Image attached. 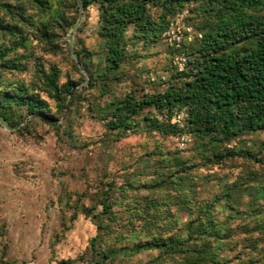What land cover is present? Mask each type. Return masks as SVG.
Listing matches in <instances>:
<instances>
[{
  "label": "rangeland",
  "instance_id": "374dc122",
  "mask_svg": "<svg viewBox=\"0 0 264 264\" xmlns=\"http://www.w3.org/2000/svg\"><path fill=\"white\" fill-rule=\"evenodd\" d=\"M65 13L68 24L54 30L58 34L55 51L45 42L30 37L28 47H19L10 53L22 58L28 55L23 61L28 63L26 69L2 74L6 82H32L37 57L36 61L45 69L51 65L58 67L60 83L72 79L79 84L64 113L58 112L56 102L43 94L51 110L60 116L58 128L27 116L15 106L12 119L0 118V264H62L69 260L73 264H97L99 257L92 256L89 244L96 235H104L112 245H120L119 238L125 244L143 239L145 236L137 229L121 224V216L126 218L129 213L123 208L125 204L122 209L115 206L119 211L128 212L117 216L119 226L99 217L96 223L102 228L97 230L91 215L101 211L99 199L108 183L114 182L118 187L126 180L151 179L159 168V161L166 165L167 157L162 153L180 155L195 165L182 181L185 187L192 188L190 194L180 192L189 194L188 199L199 201L202 197L214 198L227 188L234 190L224 200L229 198L236 210L226 205L216 209L224 234L219 243L213 242L222 264H264V200H253L251 192L246 193L244 182L253 177L258 184H263L264 164L236 156L203 166L199 143L192 136H186V146L180 148L174 136L163 137L148 129L110 131L105 126L107 115L103 106L114 96H123L135 86L141 95L139 85L162 91L176 78L171 45L162 36L154 42L131 38L126 48L128 58L119 70L109 74L111 79L102 87L104 62L100 57L99 11L91 5L79 14L73 8H65ZM152 13L156 16L159 8L153 7ZM190 22L194 30L200 27L197 20ZM85 66L94 71L93 85L88 83ZM234 146L264 156V131L244 134ZM153 152L157 154L143 163ZM175 189L171 186L153 194L142 191L137 197H131L135 198L134 202L147 197H155L161 203L171 200V204L157 207L158 219L150 232L185 236L183 225L195 212L175 203ZM165 207L170 209L164 211L168 216L163 214ZM101 242L100 238L96 240V249H101ZM156 253V250H147L121 254L117 261L118 264H146ZM181 259L182 256L176 255L159 264H176Z\"/></svg>",
  "mask_w": 264,
  "mask_h": 264
},
{
  "label": "trees",
  "instance_id": "16d2710c",
  "mask_svg": "<svg viewBox=\"0 0 264 264\" xmlns=\"http://www.w3.org/2000/svg\"><path fill=\"white\" fill-rule=\"evenodd\" d=\"M91 5L99 11L100 57L104 62L102 87L107 86V80L111 79L109 74L119 70L128 58L126 48L131 38L156 41L162 36L169 19L184 10H187L185 20L188 24L192 26L191 19L200 22L190 42L183 41L178 48L171 46L172 59L175 55L186 57L185 69L178 71L172 64L176 78L162 91H152L139 85L142 87L141 95L135 86L123 96H114L103 106L107 129L121 132L148 129L163 137L192 136L199 143L203 166L219 164L236 156L264 164V156L250 149H235L234 146L244 134L264 131V0H0V36H3L0 41L1 119H12L15 106L27 116L36 117L56 128L61 126L60 116L51 110L43 94L56 102L58 112L64 113L79 82L67 79L60 83L58 67L51 65L45 69L40 61H36L37 57L33 63L36 71L32 82H6L2 74L26 69L28 63L23 61L28 59V55L22 58L10 56V53L19 47H28L30 37L45 42L55 51L58 34L54 30L68 24L65 8H73L79 14ZM153 7L159 8L156 16L152 13ZM84 68L88 83L93 85L92 81H96L94 71L87 66ZM179 111L186 113L182 125L171 122L172 115ZM155 154L147 155L142 162ZM162 155L167 157L166 165L159 161V168L151 179L143 182L126 180L118 187L114 182L108 183L101 193L99 204L102 209L91 215L97 230L102 228L100 223H96L97 218L117 223L120 212L121 215L129 212L126 218L121 216V224L131 226V230L137 229L145 237L131 244H125L119 238L120 245H112L104 235H96L89 244L92 256L99 257L97 264H118L121 254L147 250H156L157 253L146 264H159L161 260L175 258L176 255L182 256L176 264L223 263L213 242L219 243L224 234L216 209L226 205L236 210L229 199L234 190L227 188L214 198L202 197L199 201L188 199L192 188L185 187L182 181L195 165L177 154ZM244 182L245 191L247 194L251 192L253 200H264V183L258 184L253 177ZM171 186L176 188L173 193L175 203L195 212L183 225L185 236H162L160 232L149 231L158 219L157 207L161 209L162 204L172 203L167 195L165 197L169 200L166 199L165 203L155 197L138 199L137 202L131 198L142 191L159 193ZM225 196L229 198L224 200ZM124 204L123 208L128 212L115 209V206L122 209ZM169 210L164 208V216H168L164 211ZM115 237L117 239V235ZM98 238L103 242L100 250L96 249ZM71 262L62 264H73Z\"/></svg>",
  "mask_w": 264,
  "mask_h": 264
},
{
  "label": "built area",
  "instance_id": "2783aa9c",
  "mask_svg": "<svg viewBox=\"0 0 264 264\" xmlns=\"http://www.w3.org/2000/svg\"><path fill=\"white\" fill-rule=\"evenodd\" d=\"M186 15L187 10H184L169 19L167 27L162 33L163 39L172 47H180L183 41L190 42L196 34L193 27L186 22ZM172 64L178 71H182L185 69L187 59L184 55H175L172 59ZM185 117L186 113L184 111L175 112L171 117V122L182 125ZM176 139L180 148L186 146L188 141L186 135H182Z\"/></svg>",
  "mask_w": 264,
  "mask_h": 264
}]
</instances>
